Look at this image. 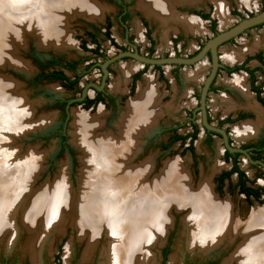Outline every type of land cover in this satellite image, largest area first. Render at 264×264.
I'll return each instance as SVG.
<instances>
[{
	"label": "rangeland",
	"instance_id": "1",
	"mask_svg": "<svg viewBox=\"0 0 264 264\" xmlns=\"http://www.w3.org/2000/svg\"><path fill=\"white\" fill-rule=\"evenodd\" d=\"M87 1H89V4L92 6L101 9L99 19L90 20L79 15L73 17L68 16L67 14L59 15V18L61 19L59 20L64 24V32L70 37V44L68 47L65 49H59L54 46L47 48L40 45L34 38L27 36L28 38L25 45L23 48L19 49L17 55L27 63L29 71L21 72L9 66L0 69V75L8 80L16 82L21 89L20 91L26 94L25 97L27 98V102L29 104L32 103L34 115L32 114L31 121H39L43 119L47 121V119H49L48 123H43L41 126H38V128L36 127L34 130H29L23 135L21 134V136L13 142L10 140V145L8 143L9 140H5L3 143L0 142V155L4 157L0 162V166L12 170L13 166L17 165L16 162L18 163V161L22 159L21 162L26 163L29 161V158L33 156L34 158H37V161H34L33 163V165L36 164L35 167H37L36 173L32 176L33 179H31V177L24 178L25 183L28 184V187H26L28 192L31 191V195H29L30 197L35 193L33 191H37L35 193L36 195L40 194L45 187L54 186L55 180L59 177V173H62L64 176L67 174L66 178L68 177L69 187L72 191L76 192L75 190L79 188L78 182L81 179L82 170H84L83 172H86L88 171V167L85 166L86 169H83L81 161L83 155L73 143H71L73 133L72 114L75 111L79 113L82 112V114L89 119L100 120L102 126L95 130L94 136H101L102 134L104 135L109 132L114 133V124L126 110V103L129 102V99L130 102L135 100V98L137 99L138 95L136 96V94L138 91L143 92L146 90L149 86L148 82H150V84H153L155 87L156 97L154 99V108L156 109L157 114L151 127H148L146 131L139 132L140 134L138 133L137 135L132 136L135 141V143L133 141V146L137 147H133L134 154L130 155V169L132 174L135 175L138 173L139 176L143 175L144 178H142L143 180L141 183L149 185V183H152L153 180L159 176L164 163L173 160L180 164L182 169L188 175L192 188L196 189L201 179L205 176H208L210 179L209 175L212 168H214L217 163H221L219 158L222 154V147L219 140L216 139L210 147L204 143V134L200 131L198 140L195 144L196 153L198 154L199 159L194 166L188 153H180L181 149L177 144H168V134L162 132L161 126L168 128L171 125L183 123L187 120L188 112L196 106L197 101L195 96L199 93L207 74V59H204L201 63L193 67H181V69L178 70L179 73L177 79L173 74L175 68L172 66L165 67L163 71L167 83L157 77L156 70L150 68L138 81L136 88L137 93L134 96H130L125 101V104L118 107L116 112L112 115L106 110H103L100 106L97 107V109L86 111L80 106L74 105L71 108L70 119L65 131V134L67 135L66 143L67 145L70 143L68 145L70 152L60 146L57 138L58 134L61 132L63 122V115L57 107V102L76 97L78 90L66 89L59 84L50 83L45 80L34 82V76L37 74L35 60H45L50 57L62 58L66 61L78 63V70L82 71L88 62L93 61L89 51H85L80 46L82 38L85 41L88 50L94 48L93 43L89 42L86 32H94L102 51L105 52L107 50L108 43L103 38L102 32L98 29L99 26L102 28L105 17H108L111 21V35L119 43H123L120 29L116 22L118 7L116 6L115 1L122 2L128 10V25L142 52H146L145 48L148 44L144 35V29L141 25L144 20L149 28L150 36L154 40L155 57L159 55H174L175 51L173 50L171 43L178 37L180 39L178 43L175 44V50L182 57H187L192 55L197 50L198 46L203 45L212 36L209 27L210 23L197 17L192 11H204V13L209 12L212 20L216 23L217 30L223 31L240 21V18L232 13L233 11L239 12L242 18L256 15L261 12L264 0H253L250 4H246L241 0H194L191 4H177L176 2H172L173 16L170 15L165 21L149 17L140 5L142 0ZM152 2L157 6H162L164 3L166 4L165 0H152ZM217 2L219 5H222V8L224 9L223 13H219ZM72 5L73 3L71 6ZM52 8H55V6L52 7L51 5L50 8L49 5L46 6L47 11L52 10ZM48 12L50 13V11ZM187 19H191L193 22H197V24L194 25L187 23ZM98 20L101 21L98 22ZM262 47L264 48V26L251 29L241 37H238L235 42L223 45L220 48V59L224 64L233 65L236 58L243 57L248 53H254L255 51L262 52ZM137 66L136 63L130 61L119 62L114 66V74L109 82L110 90L117 93L118 91L125 89L129 81L131 70L138 68ZM258 76L264 78V70L258 72ZM238 77L243 80L244 84L246 79L245 76L237 75L236 78ZM235 79H227L222 76L218 77L217 84L221 85L223 90L211 93L207 99V104L213 119L224 117L230 109L238 110L240 108H245L249 110L247 101L242 100L238 94L232 90V84H235ZM87 80H96L95 71L82 77L76 87L81 88ZM139 87H141V89H139ZM251 120L255 122V124L258 122V119L255 117ZM237 127H239L237 124L230 127L231 136L236 143L243 141L238 137V133L235 132ZM189 131V125H186L185 128L179 130V133L182 134ZM262 133L264 134V129ZM164 144L168 145V149L165 151L162 149ZM3 149H5V152ZM7 149L10 150L7 151ZM13 149L15 152H12ZM241 166L245 168L244 163H242ZM145 176H147V179ZM257 181V184L264 186V170L261 171V176ZM22 187H24V185ZM28 192L23 194H28ZM15 193L16 197L13 201L16 203H11L12 205L9 206L2 215L3 219L0 228H2V231L4 230V233H2V236L0 235V264H12L13 261L15 262L14 264H34L28 249L30 242L34 241L40 243L38 246L39 250H37V264H56L55 260L57 256L59 257L61 264H109L107 255L104 256V251L108 250L109 245L114 242V239L107 233V231L101 228L102 226L98 227L99 236L93 239L91 242L93 245L90 249H87L89 248L88 244L91 241L89 239L91 232H88L90 231L89 228H87L88 231H85V233L80 229L83 228V226L78 224V216L76 215L75 210L74 213H72L68 209L62 207V210L60 211L61 216H59L60 219L51 224L49 219L45 221L48 216V211L44 212V210H47L46 207L43 208L42 212H39V215L36 214L35 216L33 215L35 214L33 212L37 206L30 204L28 215V213L24 212L25 210H22L23 207L19 208L17 206L18 202L23 197V194ZM30 197H27L25 201L27 202ZM218 199L231 204V211L236 216L235 219L239 223L246 222L251 212L256 207L255 204L246 208L237 195L229 197L227 193H223L219 195ZM38 203L39 205L42 204V202ZM258 207H264V203L260 204ZM166 211L167 216L173 219V224L171 223V220L169 222V228L172 227V225L173 227L170 230L168 229L165 231L167 234L173 232L171 248L167 256V264H183V261L188 259L191 260V263H196L197 261L202 260L205 256L218 258L220 263L236 264L233 262L228 263L226 261L241 242L240 238H237L239 242L236 240L237 242H234L236 245L233 247L226 250L220 248L219 251H215L216 253L213 252L209 255L200 254L196 251L186 252L185 248H187L188 243L186 241L188 239L180 234L177 236V233H181L183 229L182 220L186 217L188 211H177V208L174 206H169L166 208ZM23 215L32 217L29 219L31 220V223L28 222V226L31 225L32 228L38 229V231L35 229L31 230V235L27 231L25 232L22 222L20 221V217ZM64 215L67 218H65ZM69 215L72 216L70 217ZM40 217L45 219L41 220ZM9 221L10 226L9 228H6L8 225L7 222ZM48 222L50 224H48ZM36 226H38V228H36ZM12 231L14 233L13 237L15 238V243L10 246L9 242L11 241L9 240L11 239ZM159 252L160 249L153 243L147 251L144 250L138 255L134 264H159Z\"/></svg>",
	"mask_w": 264,
	"mask_h": 264
},
{
	"label": "bare ground",
	"instance_id": "2",
	"mask_svg": "<svg viewBox=\"0 0 264 264\" xmlns=\"http://www.w3.org/2000/svg\"><path fill=\"white\" fill-rule=\"evenodd\" d=\"M193 1L165 0L166 4L157 6L152 0H142L140 5L149 17L165 21L170 15L173 16L172 2L191 4ZM241 1L246 4L253 2ZM89 3L87 0H0V69L9 66L17 71H29L27 63L17 55L19 49L25 45L27 36L47 48L68 47L70 37L64 32V24L59 15L99 19L101 9ZM47 5L55 8L48 10L49 13L46 10ZM217 7L219 13L224 12L222 5L218 4ZM187 23L197 24L191 19ZM234 82L244 95L243 80L238 77ZM20 90L16 82L0 75V142L9 140V145L10 140L13 142L21 134L49 121H31L32 114L34 115L32 103L27 102L26 94ZM155 97V90L152 88L139 92L137 99L127 103L126 110L114 124V133L101 136H94L95 130L102 126L100 120L89 119L82 112L73 111L71 143L82 153L83 169L88 167V171L82 170L76 192L70 189L67 174L64 173V176L59 173L54 186L45 187L42 193L33 197L32 204L37 206L33 215H39L46 207L44 212L49 213L47 212L45 221L49 219L52 224L59 220L62 207L72 213L75 210L78 224L83 226L80 229L85 233L89 228L88 232H91L87 249L93 245V239L99 236L98 227L102 226L114 239L108 250L104 251L109 264H134L138 255L144 250L147 251L165 233L171 218L167 216L166 208L174 206L177 211H188L182 220L183 229L180 235L187 237L190 247L213 251L223 245L230 247L240 238L241 242L235 246L226 262L264 264V207H255L248 220L239 223L231 211L230 203L219 200L213 194L208 176L202 178L194 189L186 172L173 160L164 163L159 176L149 185L141 183L143 175L132 174L130 155L134 154L133 147H136L133 146L135 141L132 136L146 131L155 121ZM247 103L248 106L251 104ZM252 130V125H244L240 132L247 135ZM12 152H15L14 149ZM3 159L0 155V162ZM21 161L22 159L16 162L15 166L11 164L12 170L0 166V225L3 213L14 202L15 192H28V184L24 178L33 179L32 176L36 173L37 167L33 163L37 158L31 156L28 162ZM38 202L42 204L39 205ZM11 233L9 245L14 239L13 231ZM39 245V242L34 241L28 246L34 264H37Z\"/></svg>",
	"mask_w": 264,
	"mask_h": 264
},
{
	"label": "flooded vegetation",
	"instance_id": "3",
	"mask_svg": "<svg viewBox=\"0 0 264 264\" xmlns=\"http://www.w3.org/2000/svg\"><path fill=\"white\" fill-rule=\"evenodd\" d=\"M115 4L118 7V11L116 14V22H117L118 28L120 29L121 38H122L123 43H119L111 35V21L108 17H105L103 24H102V28H100L101 26H99L98 29L102 32L103 38L108 43L107 50L105 52L102 51L101 46H99V41L97 40L96 34L94 32L92 31L86 32V35L89 38V42L93 43L94 48L88 50L86 48L85 41L82 38H81L80 46L85 51H89V53L91 54V57L93 58V61L88 62L84 66L82 71L78 70V63L66 61L62 58L50 57L45 60H41V59L35 60V64L37 66L36 67L37 74L34 76V79H33L34 82L45 80L50 83L59 84L66 89H75V90L77 89L78 90L76 97L57 102V107L59 108V110L62 112V115H63L62 116V119H63L62 126L66 119L67 102L71 99L81 97L82 91L85 88H87V91H86V96L84 97V99L79 103L70 105V107L72 108L74 105H78L82 109L86 111H90L93 109H97V107L100 106L101 108H103V110H106L108 113L112 115L113 113L116 112L118 107L125 104V101L130 96H134L136 94L137 92L136 88L138 85V81L141 79V76H143V74L146 73L150 68L156 70L157 77L160 80L167 83L166 76L163 71L165 67H169V66L174 67L175 70L173 71V74L175 75L177 79L178 73H179L178 70L181 69V67H193L201 63L204 59H207L208 68H207L206 76L209 73L210 66H211V59H210L209 54H207V56L201 62L195 65H192V66H182V65H160V66L153 65V66H150V65L141 64L132 58L124 57V58H121L119 60H116L110 63L107 66V76H106V79L104 80V85H103L102 90L97 91L96 89H94L92 85H95L96 87H100L102 84L103 73L101 70V65L119 53H122V52L135 53L136 52L140 56L145 57V58H150V59L176 58V57L177 58H191L194 55H196L199 52V50L203 47V45L206 43L205 42L203 45L198 46L197 50L192 55H189L187 57H182L175 50L176 49L175 44H177L180 39L178 37V38H175V40H173V42L171 43L172 48L175 51L174 55H164V56L159 55L155 57L154 56V52H155L154 40L151 38L150 32L148 30L149 28L146 22H144L143 20L141 25L144 29V35L147 39L148 44H147V47L145 48L146 52H142L133 34L130 31V27L128 25V19H129L128 10L126 9L125 5L122 4V2L120 1H115ZM263 10H264V5L262 6L261 12ZM192 13L201 19H203L202 18L203 15H208V19H203V20L208 21L210 23L209 27H210V31L212 34L210 38L222 32V31L217 30L216 23L214 20H212L209 12L204 13V11L195 10V11H192ZM232 13L236 15L237 17H239L240 20L244 19V17L242 18L241 14L237 11H233ZM100 21L101 20H98V22ZM263 26H264V23L258 26L252 27L244 31L243 33L239 34L237 37L227 41L226 43L218 47L217 55H218V63L220 66L217 68L216 75L209 87L207 97H206L205 109H206L207 123L212 127L223 130L226 135L228 145L233 149L241 150L242 151L241 153L240 152H232V153L228 152L227 149L224 147L223 138L215 132L207 131L202 126L201 113L198 110V106H199L198 100H199L200 91L195 96L197 103H196V106L190 112H188L187 120H185L183 123H176L174 125H171L168 128L161 126L162 132L168 134V144L169 145L177 144L178 147L181 149L180 153H183V152L188 153L194 166L197 164V161L199 159V156L196 153L195 144H196V141L198 140L200 131H202V133L204 134V139H203L204 143L210 147L213 145L216 139L219 140V143L221 144V147H222V154L219 158V161L221 163H217L215 167L212 168L211 173L209 175L210 176L209 181H210L212 192L216 196V198H219V195L223 193H227L229 197L237 195L241 199V203L244 204L246 208H249L255 204H256V207H258L260 206V204L264 203V186H262L261 184H257L258 182L257 180L261 176V171L264 170V134L262 133L264 129V122H263L264 121V78L258 76V72H261L264 70V48L263 47L261 48L262 52L255 51L254 53H248L244 55L243 57L236 58L233 65H227L222 62V60L220 59V48L227 43L235 42V40L238 37H241L243 34L247 33L249 30L254 29V28H261ZM231 27H229L228 29H230ZM124 61L134 62L138 65L137 66L138 68H134L133 70H131L130 72L131 74L129 76V81L126 85V88L115 93L110 90L109 82H110L112 75L114 74V66H116L119 62H124ZM49 63L52 65H49ZM66 65H72L74 68V71L68 70L66 68ZM92 71H95L96 80H92V81L87 80V82H85L81 88H77L76 85L78 84L80 79L90 74ZM53 72H62V74L67 78V81L52 79L50 77V74ZM237 75H243L246 78L243 84L245 87V94L243 95V93L239 91V88H237V86H234V84H232V87H233L232 90L235 91L242 100L251 103L249 104V110L245 108H240L238 110L230 109L228 110L227 114L224 117L213 119V117L211 116V111L207 104V99L211 93L223 90V87L217 84L218 77L222 76L227 79H230V78L235 79ZM253 117L258 119V122H256V124L255 122L251 120ZM234 124H237L239 126L235 129V132L238 133V137L243 140L238 143L234 141V138H232L231 133H230V127L233 126ZM186 125H189L190 131L187 133H182V134L179 133V130L185 128ZM244 125L253 126V130L251 132H247L249 133L247 135H243L241 134L242 132H240L242 129V126ZM62 126H61V132L58 134L57 138H58L60 146L62 148H65L68 152H70L69 151L70 149L68 147L70 143L68 145L66 143L67 135L65 133L63 134ZM177 136H179L180 138L177 139ZM167 146H168L167 144H164L162 146V149L164 151L167 150L168 149ZM242 163L245 164V168L241 166ZM169 220H171V223L173 224V219L170 218ZM172 227L170 228L168 227L166 230L168 229L170 230ZM36 228H38V226H36ZM36 231H38V229H36ZM179 234L180 233L178 232L177 236H179ZM0 235L2 236V234ZM172 236H173V232L171 234L165 233L161 241L156 240L154 243L155 246H158V248L160 249L159 264H167V256L171 248ZM234 242L231 244L230 247L229 246L227 247V245H223V246H219L218 248H215L213 251H204V250L199 249L198 247H190L188 243H187V248L185 249H186V252L196 251V252H199L200 254L209 255L213 252L216 253L215 251H219L220 248H224L226 250L228 248L233 247L234 245H236V243ZM14 263L15 262L13 261L12 264ZM55 263L61 264L58 256L56 257ZM183 264H225V263H220L219 259L213 256L212 257L205 256L202 260L197 261L196 263H191V260L188 259V260H184Z\"/></svg>",
	"mask_w": 264,
	"mask_h": 264
},
{
	"label": "water",
	"instance_id": "4",
	"mask_svg": "<svg viewBox=\"0 0 264 264\" xmlns=\"http://www.w3.org/2000/svg\"><path fill=\"white\" fill-rule=\"evenodd\" d=\"M263 23H264V10L262 12L256 14V15H253L251 17H247V18L240 20L236 25L232 26L230 29L222 31V32L216 34L214 37L208 39L206 41V43L203 45V47L199 50V52L191 58H177L176 57V58L150 59V58L142 57L139 54H137L136 52L135 53H131V52L119 53L101 65V70L103 73L101 86L100 87H96L95 85H92V86L97 91L102 90L103 85H104V80L106 79V76H107V66L110 63H112L116 60H119L121 58H124V57L132 58L141 64L150 65V66H153V65H156V66H160V65L192 66V65H195V64L201 62L207 56V54H209L210 59H211V66H210L209 73L206 76V78L202 84V87L200 89L199 100H198V103H199L198 110L201 113V123H202V126L207 131L215 132L223 138L224 147L227 149L228 152H231V153L232 152H240L241 153L242 152L241 150L233 149L228 145L227 138H226V135H225L223 130L212 127L207 123L206 109H205L206 97H207L209 87H210V85H211V83H212V81L216 75L217 68L220 66L218 63V55H217L218 47L221 46L222 44L226 43L227 41L237 37L239 34L243 33L244 31H246L252 27L258 26L260 24H263ZM86 91H87V88H85L82 91L81 97L71 99L67 102L66 119H65V122L62 126L63 127V134L66 131L67 123L70 119V111H71L70 105L81 102L84 99V97L86 96ZM33 192L36 193L37 191H33ZM35 193L33 195H35ZM29 195H31V191H29L28 194H23V197L21 198V200L18 202V205H17L19 208L23 207L22 210H25L24 212L28 213V215H29V205L32 204L33 197H34L33 195L30 197ZM27 197H30V198L26 202L25 199ZM26 207H27V209H26ZM28 218H32V217H26L23 215L20 217V221L22 222V226H23L25 232L27 231L31 235V233H32L31 230H34V228H32L31 225H30L31 227L28 226V222L31 223V220H29ZM40 218H41V220L45 219L43 217H40ZM59 219H60V217H59ZM39 222H40V220H39ZM33 223H35V222H33ZM7 224L8 225L6 226V228H9L10 221L7 222ZM28 229H30V230H28ZM3 232H4V230L2 231V228H0V233L2 234ZM162 238H160L158 240L161 241ZM13 243H15V238L12 241V244ZM12 244L10 246H12Z\"/></svg>",
	"mask_w": 264,
	"mask_h": 264
},
{
	"label": "trees",
	"instance_id": "5",
	"mask_svg": "<svg viewBox=\"0 0 264 264\" xmlns=\"http://www.w3.org/2000/svg\"><path fill=\"white\" fill-rule=\"evenodd\" d=\"M203 19H208V15H203L202 16ZM213 23V22H212ZM49 65H52L49 63ZM43 67V66H42ZM66 68L70 71H74V68L72 65H66ZM50 77L54 80H63V81H67V78L62 74V72H53L50 74ZM194 137V135H193ZM180 137L177 136V139H179Z\"/></svg>",
	"mask_w": 264,
	"mask_h": 264
},
{
	"label": "crops",
	"instance_id": "6",
	"mask_svg": "<svg viewBox=\"0 0 264 264\" xmlns=\"http://www.w3.org/2000/svg\"><path fill=\"white\" fill-rule=\"evenodd\" d=\"M149 86L147 88H153V90H155V87L153 86V84L151 85L150 82H148ZM139 89H141V87H139ZM137 93V92H136ZM139 93V91H138ZM138 93L136 94V96L138 95Z\"/></svg>",
	"mask_w": 264,
	"mask_h": 264
}]
</instances>
